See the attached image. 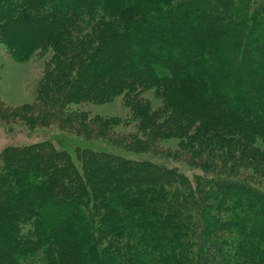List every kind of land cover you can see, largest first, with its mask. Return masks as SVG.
I'll return each instance as SVG.
<instances>
[{"label":"trees","instance_id":"1","mask_svg":"<svg viewBox=\"0 0 264 264\" xmlns=\"http://www.w3.org/2000/svg\"><path fill=\"white\" fill-rule=\"evenodd\" d=\"M2 56L44 103L0 125L121 100L140 156L3 148L0 264H264V0H0Z\"/></svg>","mask_w":264,"mask_h":264},{"label":"rangeland","instance_id":"2","mask_svg":"<svg viewBox=\"0 0 264 264\" xmlns=\"http://www.w3.org/2000/svg\"><path fill=\"white\" fill-rule=\"evenodd\" d=\"M0 58L3 66H0V104L1 106L10 110L25 111V105L34 111L44 102L35 101L34 88L36 85V70L34 66L22 63H13L8 61L4 56ZM37 69V68H36ZM38 70V69H37ZM39 73V71H38ZM246 77L249 73L245 74ZM147 97L146 94H144ZM49 109L47 121L43 124H36L32 126L23 125L21 123L9 122L0 125V151L7 146L35 144L39 142H50L56 149H62L71 155V158L79 162L76 153L78 148H103L114 151L125 156H140L133 150H127L120 146H113L112 143L105 138L97 137L95 132L98 130H106L109 128L114 132L111 137L117 136V133L125 134L133 129V121L124 124L127 121L128 108L121 100L114 101L110 104H84L77 112L71 107L74 112L71 113L72 123L64 124L60 119L62 116L53 115L54 107H47ZM32 111H28L32 113ZM79 113L86 114V120L82 124H78L77 117ZM43 114V112H42ZM25 116V115H24ZM117 117L121 122L111 123L109 118ZM59 118V119H58ZM63 118V117H62ZM58 119V120H57ZM9 121H14L9 118ZM112 125L113 127H110ZM104 126L106 128H104ZM136 129V127H135ZM171 145V144H170ZM239 168V167H238Z\"/></svg>","mask_w":264,"mask_h":264}]
</instances>
